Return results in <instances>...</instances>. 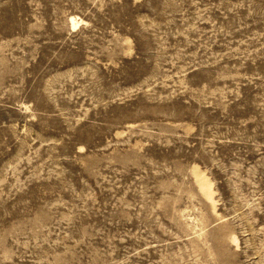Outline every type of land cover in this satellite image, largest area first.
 <instances>
[{"label":"rangeland","instance_id":"1","mask_svg":"<svg viewBox=\"0 0 264 264\" xmlns=\"http://www.w3.org/2000/svg\"><path fill=\"white\" fill-rule=\"evenodd\" d=\"M0 264H264V0H0Z\"/></svg>","mask_w":264,"mask_h":264},{"label":"bare ground","instance_id":"2","mask_svg":"<svg viewBox=\"0 0 264 264\" xmlns=\"http://www.w3.org/2000/svg\"><path fill=\"white\" fill-rule=\"evenodd\" d=\"M77 25V23L75 22V20H73V26L75 27Z\"/></svg>","mask_w":264,"mask_h":264}]
</instances>
